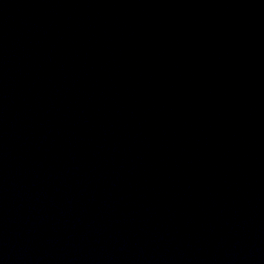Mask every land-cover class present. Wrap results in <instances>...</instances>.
I'll return each mask as SVG.
<instances>
[{"label": "water", "instance_id": "1", "mask_svg": "<svg viewBox=\"0 0 264 264\" xmlns=\"http://www.w3.org/2000/svg\"><path fill=\"white\" fill-rule=\"evenodd\" d=\"M0 264H264V0H0Z\"/></svg>", "mask_w": 264, "mask_h": 264}]
</instances>
